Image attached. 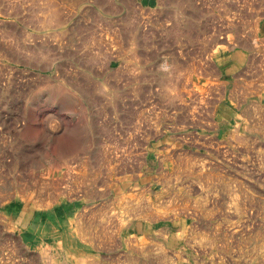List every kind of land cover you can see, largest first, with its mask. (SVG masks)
<instances>
[{"label":"rangeland","instance_id":"obj_1","mask_svg":"<svg viewBox=\"0 0 264 264\" xmlns=\"http://www.w3.org/2000/svg\"><path fill=\"white\" fill-rule=\"evenodd\" d=\"M66 250L264 264V0H0V264Z\"/></svg>","mask_w":264,"mask_h":264},{"label":"bare ground","instance_id":"obj_2","mask_svg":"<svg viewBox=\"0 0 264 264\" xmlns=\"http://www.w3.org/2000/svg\"><path fill=\"white\" fill-rule=\"evenodd\" d=\"M178 30V29H177ZM132 202V201H131ZM167 212V211H166ZM72 232H69L68 233V235H69V238H72V234H71ZM173 236H174V234H173ZM172 237V236H171ZM172 242H173V244L175 243V240H176V238L175 237H172ZM207 241V240H206ZM172 244V245H173ZM66 256L70 259V260H72V263L71 264H80L79 263V260H82V259H79L78 260V257L74 254V252H72V251H68V250H66ZM81 262V261H80ZM82 262H83V260H82ZM134 262V261H133Z\"/></svg>","mask_w":264,"mask_h":264}]
</instances>
